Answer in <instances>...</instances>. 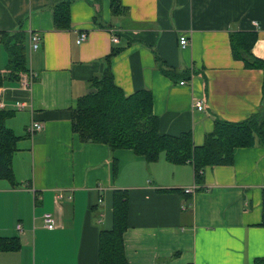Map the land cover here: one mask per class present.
Instances as JSON below:
<instances>
[{"label": "crops", "instance_id": "0c3cea01", "mask_svg": "<svg viewBox=\"0 0 264 264\" xmlns=\"http://www.w3.org/2000/svg\"><path fill=\"white\" fill-rule=\"evenodd\" d=\"M60 1L0 0V31L24 33L27 60L18 80L0 86L4 109L14 110L5 123L21 136L12 157L19 185L0 179V237H17L20 247L0 251V264H97L99 230L112 227L114 189L127 190L130 264H251L263 257L264 147L236 148L231 165L205 167L197 184L190 163L171 164L163 155L147 163L131 149L81 142L70 108L89 92L104 56L122 47L111 60L115 84L125 95L149 89L159 131L190 130L202 144L215 117L239 121L260 107L263 71L233 57L229 34L255 31L251 52L264 59V0H120L126 9L118 15L111 0H68L70 28L57 30L52 8ZM31 31L42 37L35 51ZM81 31L87 38L77 44ZM7 62L0 34V73ZM161 63L175 76L164 75ZM31 72L35 80L23 88ZM33 121L43 128L29 135ZM45 213L53 216L51 229Z\"/></svg>", "mask_w": 264, "mask_h": 264}, {"label": "trees", "instance_id": "16d2710c", "mask_svg": "<svg viewBox=\"0 0 264 264\" xmlns=\"http://www.w3.org/2000/svg\"><path fill=\"white\" fill-rule=\"evenodd\" d=\"M120 0H111L112 14L125 12ZM53 26L57 30L70 28V2L60 1L52 8ZM2 43L8 54L5 70L0 73V86L8 80H18L27 71L23 32L9 34L0 31ZM230 47L235 59L245 67L263 71L262 100L257 112L239 121L215 117L213 128L204 135L202 144L195 145L190 130L177 135L161 133L158 117L152 111V93L138 89L125 95L114 82L111 60L122 47H113L104 56V67L89 82V92L77 98L70 108L71 127L81 142L103 143L111 152L131 149L147 163L157 161L161 155L171 164L190 163L197 184L203 182L207 166L231 165L234 152L239 147H264V59L251 52L256 32L233 31L229 34ZM161 72L174 77L173 68L159 64ZM14 110L0 109V179L18 186L12 168V157L21 139L6 125ZM116 171V163L113 164ZM184 192V191H183ZM185 193V192H184ZM186 194V193H185ZM112 227L101 228L97 239V264H130L126 259L123 234L128 227L127 190H113ZM264 226V186L261 188V221ZM17 237H0V251L19 249ZM157 264H164L159 261ZM251 264H264V256L256 257Z\"/></svg>", "mask_w": 264, "mask_h": 264}, {"label": "built area", "instance_id": "2783aa9c", "mask_svg": "<svg viewBox=\"0 0 264 264\" xmlns=\"http://www.w3.org/2000/svg\"><path fill=\"white\" fill-rule=\"evenodd\" d=\"M86 38H87V32L81 31V32H79V34L77 36L76 43L80 44L81 42L86 40ZM117 40H118V38L115 35H113V41L116 42ZM41 41H42V37H41L39 32L31 31L29 33V49L31 51L37 50L41 44ZM179 44L182 47H184L188 44V39H187L186 35L182 34L179 36ZM34 78H35V76L32 72L23 75L21 80H20L22 87L23 88H29L31 86L32 82L35 80ZM180 83L182 84L183 82H180ZM203 105L204 104H203V101L201 99H196L193 102L194 108H196L198 110L202 109ZM4 106H5L4 102L0 99V109H4ZM14 107L18 110H22L25 107V103L17 101L14 103ZM42 128H43V125L41 122L33 121L26 127V131L29 135H32L36 131H40ZM196 188H197V185L195 184L191 187L184 188L183 191L185 193H192ZM43 221H44V225L46 228L51 229L54 227V219H53V216L51 213L43 214ZM16 227L18 230L21 229L20 224H17Z\"/></svg>", "mask_w": 264, "mask_h": 264}, {"label": "rangeland", "instance_id": "374dc122", "mask_svg": "<svg viewBox=\"0 0 264 264\" xmlns=\"http://www.w3.org/2000/svg\"><path fill=\"white\" fill-rule=\"evenodd\" d=\"M123 13H125V12H123ZM122 14V13H121Z\"/></svg>", "mask_w": 264, "mask_h": 264}]
</instances>
